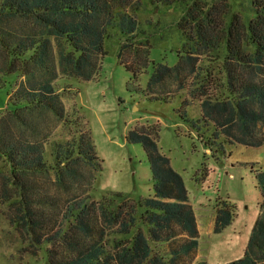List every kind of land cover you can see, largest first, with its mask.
Masks as SVG:
<instances>
[{
    "label": "rangeland",
    "instance_id": "rangeland-1",
    "mask_svg": "<svg viewBox=\"0 0 264 264\" xmlns=\"http://www.w3.org/2000/svg\"><path fill=\"white\" fill-rule=\"evenodd\" d=\"M191 1L194 0H187L186 5L182 0H177L169 6L165 0H140L136 14L131 10L135 0L127 5L119 4L123 6L111 4L113 10H124L136 17L133 26L135 37H129L127 29L118 25L114 28L105 26L99 38L100 52L93 77L85 80L69 76L57 68L56 77L50 79L53 90L63 103L64 114L57 117L51 110L38 109L23 114H28L34 121L46 123L49 132L44 137L45 156L49 164H54V169L51 167L47 174L28 176L32 180L27 196L29 203L40 206L36 201L40 196L39 189L42 193H48L47 199H51L49 203L62 206V210L56 207L60 213L67 205L77 206L78 211L83 206L89 207L90 218L96 216L100 225L108 226L105 243L101 245L103 248L88 252L79 264L101 262L108 256L114 259L111 264H158V258L166 263L169 260V244L154 240L141 216L145 210L144 200L155 194V181L143 143L128 138V134L134 130L149 136L157 151L168 159L169 165L181 177L193 207L198 246L177 264L200 261L226 264L244 254L250 232L264 203L256 177V171L264 172V144L247 147L230 143L222 137L223 144L219 149L201 140L204 134L209 135L212 124L207 119L204 122L201 120L200 101L225 100L227 96L221 59L223 50L197 53L192 70L182 72L185 86L178 90L171 91L167 78L168 85L161 91L153 79L160 73V67L171 68L186 58L192 42L177 23ZM200 1L208 8L214 2L217 5L221 3V0ZM13 24L19 33L23 28L28 29L24 20L14 21ZM51 39L56 58L57 42ZM126 39L134 40L135 46L124 50ZM145 43L148 46L143 48ZM2 53L0 49V86L6 78L11 84L0 89V120L8 113L6 104L19 98L25 86L29 88V84L48 78L42 70L36 71L34 76L23 71L3 76L1 70L5 68L6 71L7 68L3 65ZM142 59L147 64L143 65ZM17 66L21 67L19 63ZM73 108L78 124L76 115L72 114ZM8 125L15 136H31L27 125L24 132L18 121L9 120ZM86 129L97 158L92 159L89 165H81L86 175L81 187L59 186L63 162L70 151L75 156L78 138L80 134L84 135ZM10 170L9 161L0 154V264H60L57 258L49 255L47 249L60 248L58 245L66 247L64 241L58 240L66 231L71 232L69 227L73 225L65 223L55 226L52 232L44 230V241L36 243L17 218L20 213L15 207L20 196L10 182L5 185L4 177H11ZM115 193H119L121 198H115ZM223 201L231 205L232 220L215 232L217 206ZM101 205L107 216L118 212L120 219L109 220L112 224L107 219L104 221ZM48 213L42 217L44 224H51V213ZM129 217L133 218L134 223H130L132 226L126 235L120 234V220L127 221ZM174 229L177 231L172 239L177 243L185 240L186 235L177 227ZM138 232L143 234L141 253L132 248V238ZM51 236L55 239H50ZM120 237L123 238L122 243L113 244V240ZM106 238L112 241L106 242Z\"/></svg>",
    "mask_w": 264,
    "mask_h": 264
},
{
    "label": "trees",
    "instance_id": "trees-1",
    "mask_svg": "<svg viewBox=\"0 0 264 264\" xmlns=\"http://www.w3.org/2000/svg\"><path fill=\"white\" fill-rule=\"evenodd\" d=\"M131 1L0 0V49L3 51V65L7 68L6 71L5 68L1 70L2 75L8 77L12 73L23 71L24 74L34 76L38 70L45 71V76L48 75L43 81L29 84V88L25 86L19 98L6 104L8 113L0 120V154H3L11 165V177H4L5 185L11 183L10 185L20 196L15 207L20 213L17 214V218L31 233V238L36 243L44 241L42 233L44 230L52 232L55 226L59 227L65 223L73 225L69 227L72 231H66L58 240V242L64 241L66 247L58 245L61 249L51 247L47 249L49 255L57 258L60 264H77L88 252L103 248L101 245L105 243L108 226L100 225L96 216L91 219L89 207L83 206L78 211L77 206L67 205L60 213L56 207L62 210V206L49 203L51 199H47L48 193H42L39 189L37 191L40 196L36 201L40 206L33 205V207V203H29L27 196L32 180L28 179V176L38 173L47 174L54 164H49L45 156L44 137L48 136L49 132L46 123L41 120L34 121L28 114L25 116L23 114L36 109L51 110L57 117L64 114L63 103L51 85V80L56 77L57 68L65 75L85 80L93 77L97 55L100 52L99 38L105 26L114 28L118 25L127 29L129 37H135L133 26L136 17L130 12L113 10L114 8L111 7V4L127 5ZM175 1L177 0H165L167 5ZM182 1L187 3V0ZM139 3L140 0H135L131 5L132 13L136 14ZM17 20L27 22L28 29L23 28L19 33L18 29L13 27V22ZM31 24L32 28H30ZM177 25L192 42L186 58L184 61L176 62L171 68L160 67V73L155 75L154 81L158 83L162 80L166 81L167 78H177L178 82L184 84L182 72L186 70L187 73L192 70L191 65H194L197 53L223 50L224 55L221 59L224 65L227 96L225 100H204L203 103L207 104L204 108L217 106L222 108L227 120L223 127L219 126L231 131L232 139L236 142L247 147L263 145L264 0H228L226 3L221 0L218 5L214 2L209 8L200 0H194L184 8V16ZM51 38L57 42L56 58ZM133 46H135L134 40L126 39L123 43L124 50ZM145 46L148 44L145 43L143 48ZM136 52L138 53L139 50ZM18 63L21 67L17 66ZM142 64H147L146 60L142 59ZM162 72L165 73L161 74ZM6 84H11L7 78L3 80L0 89ZM74 109L72 114L76 115ZM8 119L13 122L18 121L23 132L26 131L27 125L31 136L13 135ZM75 121L79 123L77 115ZM128 138L143 143L151 162L155 194L144 200L145 210L141 216L145 221L144 226L149 229L154 240L169 244L170 255L167 263L161 258L157 259V263L177 264L178 261L187 258L198 246L195 214L188 200L187 191L179 174L169 165L168 159L157 151L149 136L142 131L134 130L128 134ZM94 158H97L94 145L86 129L84 135L80 134L78 138L75 156L73 157L72 151L66 156L58 185L64 188L81 187L86 181L85 170L81 165H89ZM256 177L259 189L264 195V172L256 171ZM114 197L121 198L119 193H115ZM139 205L142 206L140 203ZM219 205L215 232L220 231L232 220L231 205L225 201L220 202ZM131 210L133 211V206ZM100 211L104 221L120 219L117 216L118 212L116 215H110L108 212L109 216H107L102 205ZM46 213L51 217V224L42 222V217ZM70 216L73 219L67 220ZM120 221L118 232L126 235V231L128 232V228L132 226L130 223H134V220L130 218L127 221ZM45 225L49 226L46 228ZM174 227L186 235L185 240L177 243L172 239L177 231ZM51 237L50 239H55L54 236ZM142 237L143 234L138 232L132 238V248L139 253L142 250ZM50 239L47 241L49 242ZM118 239L117 242L113 240V244L120 245L123 238ZM110 240L112 241L106 238V242H111ZM65 250L67 252H64ZM113 260L108 256L101 262L92 261L88 264H111ZM194 264L208 263L200 261ZM226 264H264V203L250 232L243 256Z\"/></svg>",
    "mask_w": 264,
    "mask_h": 264
},
{
    "label": "crops",
    "instance_id": "crops-1",
    "mask_svg": "<svg viewBox=\"0 0 264 264\" xmlns=\"http://www.w3.org/2000/svg\"><path fill=\"white\" fill-rule=\"evenodd\" d=\"M175 65V64H174ZM179 79L177 78H169V83H170V89L172 90H178L180 88H182L183 86H185V84H182L180 82H178ZM157 87L163 91L165 90V88L168 85V81H160L157 84ZM204 100L200 101V105H201V120L203 121L204 119H207L208 122L210 124H212V128L211 130H208V136L206 134H204L201 138V140L204 141V143L206 144H213L216 145L219 149L222 148V144H223V139L227 140L230 143L236 142L235 140L232 139V132L227 130L226 128L222 129V127L224 126L227 118L226 115L223 113L222 108L220 107H208V108H204L205 105H207L206 103H203ZM211 101V100H210ZM204 122V121H203ZM199 124V122H198ZM222 127H220V126ZM240 135H238L239 137ZM238 143V142H236ZM196 220V217H195ZM196 226H197V222H196ZM198 230V228H197Z\"/></svg>",
    "mask_w": 264,
    "mask_h": 264
}]
</instances>
